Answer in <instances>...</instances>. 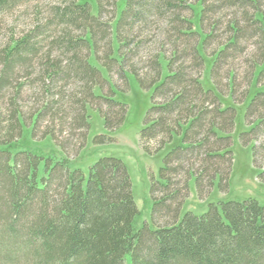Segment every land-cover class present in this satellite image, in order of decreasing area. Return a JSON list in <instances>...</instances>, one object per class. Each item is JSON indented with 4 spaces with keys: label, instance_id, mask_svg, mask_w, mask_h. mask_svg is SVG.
<instances>
[{
    "label": "trees",
    "instance_id": "obj_1",
    "mask_svg": "<svg viewBox=\"0 0 264 264\" xmlns=\"http://www.w3.org/2000/svg\"><path fill=\"white\" fill-rule=\"evenodd\" d=\"M121 1L96 0L94 14L82 0H50L44 8L33 0H0V18L23 5L34 12L30 24L18 32L8 27L0 40V264H126L128 254L130 264H264V204L258 200L221 201L201 215L181 214L190 180L198 196L206 184L221 191L223 170L233 160L236 110L223 107L213 78L243 50L241 41L250 33L259 37L263 58L252 60L244 102L255 83L246 114V121H254L241 141L252 145L253 163L263 152L264 144L253 140L264 136L263 1L123 0L118 13ZM224 17L226 35L217 36ZM210 42L217 47L208 54ZM143 48L153 54L141 77L136 65ZM208 57L214 89L188 73L194 67L204 71ZM234 62L226 74L235 103ZM128 72L154 88L140 139L157 146L143 149L156 154L175 136L181 140L163 158L151 186L152 223L141 227L142 212L121 159L100 157L87 174L74 163L87 145L90 103L105 101V128L120 126L126 106L112 100L110 79L113 73L127 81ZM29 100L31 111L25 112L21 102ZM66 127L82 130L75 158L56 137ZM28 140L55 150L43 153ZM103 140L97 135L93 142ZM258 169L264 183V169Z\"/></svg>",
    "mask_w": 264,
    "mask_h": 264
},
{
    "label": "rangeland",
    "instance_id": "obj_2",
    "mask_svg": "<svg viewBox=\"0 0 264 264\" xmlns=\"http://www.w3.org/2000/svg\"><path fill=\"white\" fill-rule=\"evenodd\" d=\"M38 1L39 7H43L50 0H33ZM88 2L92 6V11L94 14H97V2L96 0H82ZM263 9H264V0ZM189 2L195 3L196 0H190ZM123 0L118 4V13L123 8ZM195 10L194 23L199 26V11L200 6H193ZM33 8L28 5L20 6L15 9L12 14L5 15V17L0 18V40L5 36H8V27L14 25L16 31L18 32L26 23L30 24V20L33 18ZM227 13V12H226ZM189 14V13H188ZM191 14V12H190ZM221 15V14H220ZM229 15L226 14V17ZM219 18V17H217ZM229 18V17H228ZM228 18H223L224 24L218 28L216 32L217 36H220L222 33L225 34V20ZM222 21V20H221ZM25 22V24H24ZM250 37L243 38L241 41L244 46L243 50L240 49L234 54L232 60L225 61L222 65V68L218 72L217 76L213 78V82L217 84V87L220 91V98L222 101L223 107L233 106L236 110L235 124L233 129H231V150L233 153V160L230 161L223 170V181L221 191L216 187L212 188L209 185H203L200 192V197L197 192V184L194 178L190 180L189 189L190 193L187 196L185 204L182 208L181 214H184L186 211L191 210L197 215L205 213L209 209L210 203L218 202H228V201H237L242 202L248 198H254L258 200L261 204H264V183L259 179V167L264 169V148L262 153L255 158V163H253L252 156V145H244L242 143V138L251 125L252 117L249 122L247 120V107L253 98L256 90V85L254 83L252 91L248 99L245 100V93L252 85L249 84V78L251 77L250 73L253 70V59L259 57L262 47L259 42V37L257 34L250 33ZM226 35V34H225ZM162 38V36H161ZM150 42V41H149ZM148 42V44H149ZM151 43V42H150ZM150 45V44H149ZM134 45H132L133 47ZM148 47V46H147ZM151 47V45H150ZM217 47L216 43L210 42L207 46V53L211 54ZM144 49V48H143ZM155 47H153V53ZM164 50H171L169 45H166ZM169 50V51H170ZM149 49L145 48L140 51L142 59L136 65V69L141 75H145L147 67L145 62L149 61L151 52H148ZM169 51L167 54H169ZM259 58H263L259 57ZM93 61V60H92ZM233 61H235L233 67L237 73V90L235 95V103L233 98L230 95L231 85L229 83V76L226 74L228 69ZM213 59L208 57L205 60V68L203 71V66L197 72V69L194 67L192 71H189V74H197L198 79H201L202 85L205 89H214L212 80H211V66ZM165 72V70H164ZM102 75L104 78H107V72L102 70ZM127 81L124 78L117 76L112 73L111 82L112 85V100L126 106V114L122 119V122L118 129L115 131H109L105 128L103 123L102 116L107 115L109 109L108 104L105 101L100 103H90V106L94 110H89L90 115V133L88 136V141L85 149L80 153V155L75 158L77 151L82 143L80 137L82 130L76 129L74 133L68 132L67 127L63 130H57L56 137L59 142L65 144V147L69 150L71 158L74 159L76 166H82V169L87 174L88 168L91 164L97 161L100 157L108 156L121 159L127 166L131 181L135 201L142 212V217L139 221V226L141 227L145 222L151 224V213L153 202L151 200V186L153 180H157L159 177V170L162 166L163 158L171 149L174 150L181 144L179 136H175L172 140V144L166 146L162 151L156 154H150L143 149L142 145H147L153 147L157 146L155 141L141 140L140 133L145 126L146 116L153 105V87H143L135 75L131 72L126 73ZM196 77V78H197ZM126 81V83H125ZM261 82L259 85H261ZM250 85V86H249ZM104 86L103 92L110 93L109 87ZM158 102H161V98H158ZM244 102V103H243ZM25 112L31 111V100L28 102H21ZM221 105V106H222ZM116 110V109H115ZM119 110V109H118ZM100 113H99V112ZM249 124V125H248ZM47 123L43 124L42 131L46 128ZM40 135V134H39ZM100 135L105 137V140L101 142L94 143L93 139L95 136ZM106 138H110L107 140ZM245 138V137H244ZM29 139V138H28ZM255 145L264 144V136L259 138H253ZM29 141V140H28ZM29 146L36 148L41 152H49L55 150V147L50 143L46 142H32L29 141ZM217 178L216 176L214 177ZM229 181V182H228ZM228 182V185H227ZM213 190V192H212ZM211 193L210 196L208 193ZM188 193V192H187ZM185 199V198H184ZM126 264H130V254L126 256Z\"/></svg>",
    "mask_w": 264,
    "mask_h": 264
},
{
    "label": "bare ground",
    "instance_id": "obj_3",
    "mask_svg": "<svg viewBox=\"0 0 264 264\" xmlns=\"http://www.w3.org/2000/svg\"><path fill=\"white\" fill-rule=\"evenodd\" d=\"M139 226V225H138Z\"/></svg>",
    "mask_w": 264,
    "mask_h": 264
}]
</instances>
